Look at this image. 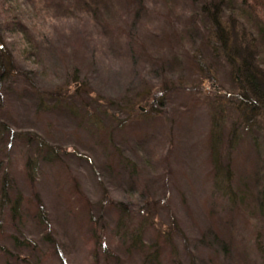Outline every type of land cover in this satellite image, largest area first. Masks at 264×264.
<instances>
[{
  "label": "rangeland",
  "instance_id": "374dc122",
  "mask_svg": "<svg viewBox=\"0 0 264 264\" xmlns=\"http://www.w3.org/2000/svg\"><path fill=\"white\" fill-rule=\"evenodd\" d=\"M263 33L264 0H0V190L22 198L0 264H264V108L236 73L264 80ZM31 134L60 156L36 179Z\"/></svg>",
  "mask_w": 264,
  "mask_h": 264
},
{
  "label": "trees",
  "instance_id": "16d2710c",
  "mask_svg": "<svg viewBox=\"0 0 264 264\" xmlns=\"http://www.w3.org/2000/svg\"><path fill=\"white\" fill-rule=\"evenodd\" d=\"M216 22V20H215ZM221 24V22L219 20H217V28L220 30V41H222V43L225 45L226 48V53H228V55L230 54V56L233 58L237 57L234 54V48H232V53H230L231 48H229L228 43H230L229 41V37L228 39L224 36V30H227L223 27H219ZM262 36L264 37V33L262 34ZM252 60L251 59H246L244 58V63L243 65L238 68H236V73H238L239 78L242 80V82L245 84V86L248 88V91H250V94L253 95V97L256 98L257 101H259V104H263L262 108H264V80L259 79L258 77V72L256 70V68L251 64ZM3 64L0 65V69L2 68ZM6 69L4 68L2 72H0V82H3L6 79V74H5ZM253 97H251L250 99L245 96V99L243 100L244 103H246V105H248L247 107L250 108L251 106H253ZM248 103V104H247ZM58 106L59 102L56 103ZM65 106V105H64ZM254 112V111H253ZM253 121L251 114L247 116V120L245 121V124ZM29 143L36 145V154L34 155V158L31 157L30 162H28V173L31 174V178L32 179H36L35 174L38 171V168L35 166L36 163L38 162H46L47 164H52L55 163L59 160L60 156L58 153V149H54L52 147H50V145L44 141L43 139H41L40 137H37L34 134L29 135ZM217 141V139H216ZM258 149H260L258 147ZM262 178H259V180L262 182ZM2 188H1V193H0V198H1V205H8L12 207V211H13V215L14 216H18V214H20V211L22 209V198L21 197H17L15 199L14 202H12L11 200V196H12V191H16V189L12 186H10V183L8 182L7 179L4 180V183L2 184ZM14 194V193H13ZM244 194L246 195L245 197L248 198V194L247 191L244 192ZM264 195V191L262 193V196ZM15 196V195H13ZM243 197V198H245ZM264 200V198H263ZM13 204V205H12ZM262 206L264 208V202H262ZM120 208H122V206H120ZM45 222V221H44ZM138 231H136L138 234L136 236H134L135 234H133L131 236V241H132V246L133 248H137L140 249L142 247L145 246V243L143 241V229H138ZM150 258H152V260L156 263L159 259V253H155L153 254Z\"/></svg>",
  "mask_w": 264,
  "mask_h": 264
}]
</instances>
